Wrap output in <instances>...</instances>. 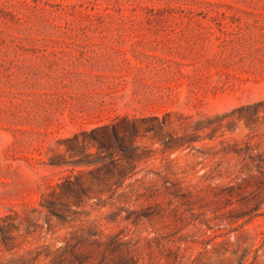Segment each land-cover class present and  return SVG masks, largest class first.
<instances>
[{
  "label": "rangeland",
  "instance_id": "1",
  "mask_svg": "<svg viewBox=\"0 0 264 264\" xmlns=\"http://www.w3.org/2000/svg\"><path fill=\"white\" fill-rule=\"evenodd\" d=\"M5 225L0 264H264V0H0Z\"/></svg>",
  "mask_w": 264,
  "mask_h": 264
},
{
  "label": "trees",
  "instance_id": "2",
  "mask_svg": "<svg viewBox=\"0 0 264 264\" xmlns=\"http://www.w3.org/2000/svg\"><path fill=\"white\" fill-rule=\"evenodd\" d=\"M112 133H113L114 137L117 136V132L115 130H112ZM93 140H94L93 144H97V147L106 148V149L111 147L110 139L108 138V136H103V137L96 136V137H93ZM84 147H85V145L81 146V149ZM68 190L69 191L71 190L70 187H68ZM67 197H68V195L65 193L54 194L55 200H61L60 198H67ZM77 197H78V195H77ZM55 204H56V202H54V201H47L46 200V201L42 202V205L48 209H52ZM9 227H10L9 225L0 226V234L2 236H5L8 233Z\"/></svg>",
  "mask_w": 264,
  "mask_h": 264
}]
</instances>
